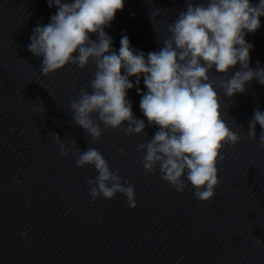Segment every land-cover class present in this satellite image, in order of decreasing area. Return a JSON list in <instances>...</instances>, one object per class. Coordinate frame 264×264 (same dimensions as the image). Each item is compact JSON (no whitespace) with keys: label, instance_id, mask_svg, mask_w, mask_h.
<instances>
[{"label":"clouds","instance_id":"obj_1","mask_svg":"<svg viewBox=\"0 0 264 264\" xmlns=\"http://www.w3.org/2000/svg\"><path fill=\"white\" fill-rule=\"evenodd\" d=\"M124 2L47 0L57 11L48 24L33 29L27 50L42 57L39 71L44 77L69 64L84 70L93 62L96 70L88 82L91 91L80 88L78 97L69 101L72 123L83 128L85 138L91 137L93 143L108 129H122L132 136L147 135L148 126L158 127L150 139L136 145L143 154L144 174L154 175L158 170L159 178L177 192L184 193L191 185L197 201L210 203L220 184L217 166L225 159L222 151L242 139L224 119L220 91L230 99L244 93L246 84L254 79L264 85V67L259 61L255 70L249 67L252 45L245 40L247 33L260 28L264 0L255 5L251 0H208L206 5L188 0L186 10L167 25L169 35L160 50L147 56L131 47L126 34L117 53L113 38L105 31ZM157 14L159 9L152 15ZM237 64L239 70L232 72ZM130 77H135V85ZM141 77L147 92L138 87ZM134 86L141 95L140 109L147 125L134 116L126 98ZM34 110L45 111L41 101ZM257 124L261 128L259 145L264 148V112L259 107L254 109L247 132L254 143ZM51 135L60 158L71 151L77 154L78 167L95 169L97 175L86 180L93 203L121 194L130 208L137 207L135 186L123 179L119 169L110 168L99 150L88 147L81 151L76 141L66 146L59 134ZM118 151L124 153L123 148ZM260 245L256 238L254 247Z\"/></svg>","mask_w":264,"mask_h":264}]
</instances>
